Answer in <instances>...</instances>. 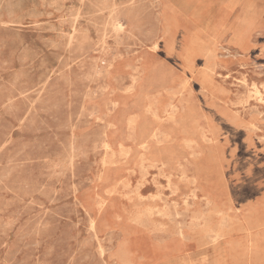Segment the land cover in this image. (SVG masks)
Wrapping results in <instances>:
<instances>
[{
    "label": "rangeland",
    "instance_id": "obj_1",
    "mask_svg": "<svg viewBox=\"0 0 264 264\" xmlns=\"http://www.w3.org/2000/svg\"><path fill=\"white\" fill-rule=\"evenodd\" d=\"M260 1L0 0V264H264Z\"/></svg>",
    "mask_w": 264,
    "mask_h": 264
},
{
    "label": "bare ground",
    "instance_id": "obj_2",
    "mask_svg": "<svg viewBox=\"0 0 264 264\" xmlns=\"http://www.w3.org/2000/svg\"><path fill=\"white\" fill-rule=\"evenodd\" d=\"M82 1V0H81ZM260 0H241V2L238 3L239 8L237 9L238 15L242 18V30L239 31L237 34H234L232 38L233 44L239 48L240 50L245 51L248 45L247 40V34L248 28L250 27V21L252 17H255L261 13V6H260ZM80 4V3H79ZM16 5L19 4L17 3ZM13 5L14 7L16 6ZM44 6V5H43ZM115 7V6H114ZM8 8V7H7ZM6 9V8H5ZM10 9V8H9ZM79 10V9H78ZM7 11V10H6ZM9 11V10H8ZM12 11V9H11ZM11 13V12H10ZM52 14V13H51ZM50 15V13H49ZM77 15V14H76ZM79 16V15H78ZM77 16V17H78ZM249 18V19H248ZM76 19V17H75ZM120 23V22H119ZM11 24V23H10ZM74 24V23H73ZM123 24V23H122ZM121 27V26H120ZM119 27V28H120ZM121 30V29H119ZM114 31V30H113ZM116 36V35H115ZM75 39V38H74ZM48 41V40H47ZM102 41V40H101ZM50 42V41H49ZM53 42V41H52ZM27 45V44H26ZM155 47V46H154ZM224 48V47H223ZM226 50V49H225ZM229 52V51H228ZM238 54V52H237ZM103 55V54H102ZM206 56V55H205ZM219 57V56H218ZM224 57V56H223ZM234 57V56H233ZM264 64V63H263ZM256 69V68H255ZM131 78V77H130ZM49 80V79H48ZM208 79L204 78L203 83L207 82ZM37 93V92H36ZM251 93L254 95L255 99L258 102H264V94L259 89V87L255 84L252 85ZM39 96V95H38ZM37 101V100H35ZM35 103V102H34ZM31 105V104H30ZM258 115V114H257ZM263 115V114H262ZM72 141V140H71ZM260 141V140H259ZM263 141V140H262ZM72 148V147H71ZM73 160V159H72ZM7 174V173H6ZM74 184V183H73ZM181 235V233H180ZM93 237V236H92ZM73 239V238H72ZM215 240V239H214ZM98 245V244H97Z\"/></svg>",
    "mask_w": 264,
    "mask_h": 264
}]
</instances>
